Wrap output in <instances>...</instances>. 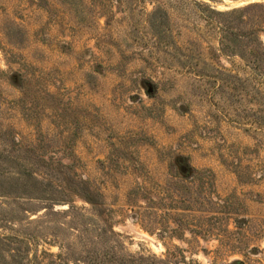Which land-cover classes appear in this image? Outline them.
I'll use <instances>...</instances> for the list:
<instances>
[{"label": "rangeland", "instance_id": "rangeland-1", "mask_svg": "<svg viewBox=\"0 0 264 264\" xmlns=\"http://www.w3.org/2000/svg\"><path fill=\"white\" fill-rule=\"evenodd\" d=\"M0 61V264H264V0H0Z\"/></svg>", "mask_w": 264, "mask_h": 264}, {"label": "trees", "instance_id": "trees-1", "mask_svg": "<svg viewBox=\"0 0 264 264\" xmlns=\"http://www.w3.org/2000/svg\"><path fill=\"white\" fill-rule=\"evenodd\" d=\"M12 162L13 164L10 167L20 166L14 159L12 158H2L0 156V162ZM22 167V166H21ZM41 181L36 178L33 172H29L26 169H20L18 172H11V173H1L0 172V193L2 195H15V194H22L27 196L30 199H39V197L43 196L44 190L41 187ZM7 197V196H5ZM43 199V198H40ZM20 239L19 237L17 238ZM0 242L4 246H8L10 242L9 236L1 235L0 234ZM13 258V256H10ZM107 254L101 255L100 253H95V257L93 258V264H164L162 259H158L155 256H130L126 260H119L110 257L109 260L105 259ZM13 259H16L15 257ZM20 263H23L22 258L19 259ZM27 264H31L30 261Z\"/></svg>", "mask_w": 264, "mask_h": 264}, {"label": "clouds", "instance_id": "clouds-1", "mask_svg": "<svg viewBox=\"0 0 264 264\" xmlns=\"http://www.w3.org/2000/svg\"><path fill=\"white\" fill-rule=\"evenodd\" d=\"M0 70H7L6 65L0 61Z\"/></svg>", "mask_w": 264, "mask_h": 264}]
</instances>
